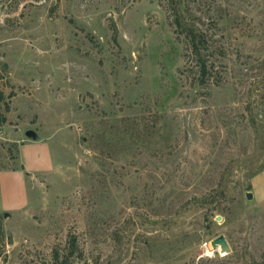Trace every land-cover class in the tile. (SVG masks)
I'll return each mask as SVG.
<instances>
[{"label": "rangeland", "instance_id": "374dc122", "mask_svg": "<svg viewBox=\"0 0 264 264\" xmlns=\"http://www.w3.org/2000/svg\"><path fill=\"white\" fill-rule=\"evenodd\" d=\"M0 169V264H264V0H0Z\"/></svg>", "mask_w": 264, "mask_h": 264}, {"label": "crops", "instance_id": "0c3cea01", "mask_svg": "<svg viewBox=\"0 0 264 264\" xmlns=\"http://www.w3.org/2000/svg\"><path fill=\"white\" fill-rule=\"evenodd\" d=\"M30 156H34L37 157V161L36 162H29V157ZM26 158V163H27V169H30V171L32 173H35L37 171H44V169H46V167H49L50 165V155L46 154V153H40L39 155H25ZM16 175V177H14L17 181H20V187L22 190V195L21 198L19 199L20 201H13V202H9L6 198H5V193H4V182L7 180H11L14 176ZM26 187V177L23 173L21 172H9L6 170H1L0 169V191H1V197H0V213L3 212H7L10 210H14V209H22L27 205V200H26V192L27 189H25Z\"/></svg>", "mask_w": 264, "mask_h": 264}, {"label": "trees", "instance_id": "16d2710c", "mask_svg": "<svg viewBox=\"0 0 264 264\" xmlns=\"http://www.w3.org/2000/svg\"><path fill=\"white\" fill-rule=\"evenodd\" d=\"M182 29L183 24L179 22ZM186 32V40L190 49V56H192L195 67L198 69L201 83L206 84L211 79L210 71L213 68L210 61H208L209 45L206 37L201 34V31L188 30Z\"/></svg>", "mask_w": 264, "mask_h": 264}, {"label": "water", "instance_id": "95a60500", "mask_svg": "<svg viewBox=\"0 0 264 264\" xmlns=\"http://www.w3.org/2000/svg\"><path fill=\"white\" fill-rule=\"evenodd\" d=\"M31 135H32V132H28V136H31ZM247 199L248 200L253 199L252 193L247 194ZM216 220L221 221L222 217L219 216L216 218ZM211 245L214 248V250H218L220 247L221 253L230 254L232 252L231 246L225 236H220L216 238L215 240L212 241Z\"/></svg>", "mask_w": 264, "mask_h": 264}]
</instances>
